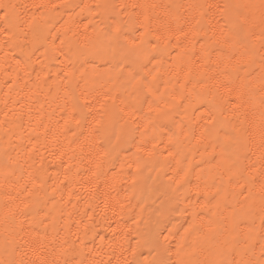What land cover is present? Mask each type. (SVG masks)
Returning a JSON list of instances; mask_svg holds the SVG:
<instances>
[{"label":"bare ground","instance_id":"6f19581e","mask_svg":"<svg viewBox=\"0 0 264 264\" xmlns=\"http://www.w3.org/2000/svg\"><path fill=\"white\" fill-rule=\"evenodd\" d=\"M40 2L41 0H5V3L15 5L12 11L19 21L24 20L26 24L30 23L37 28L42 25L43 20L40 9L33 5ZM50 2L57 8L60 7L61 0ZM77 2L80 3L81 0ZM83 2L93 4L94 0ZM113 2L119 5L130 0ZM137 2L147 6L155 5L145 10L166 21L177 15L190 16L192 10L188 6L196 2L202 3L204 0ZM210 2L220 5H259L260 0ZM117 11L122 9L117 8ZM240 11L251 15L250 23L259 33V9L242 8ZM85 17L87 13L78 20H84L86 23ZM69 18L70 14L65 13L64 20L69 21ZM56 43L58 44L59 40ZM187 47L191 48L189 42ZM178 50L183 51L173 49V58ZM47 55L44 48H40L35 54L29 49H0V57L4 58V66L0 68V121H7L6 124L0 125V184L3 185L0 187V219L12 216L14 212H21L25 205L30 210L26 215H16L7 228L0 224V246L3 245L5 237L9 240L15 239L24 246L23 251L16 256L17 261L23 259L26 262L31 261L32 264H40V259H43L63 264L66 252L60 250V241L66 240L71 244L75 240L80 250L77 259L84 258L87 264H92L93 261H100L102 264H109V261L111 264H123L128 261L131 264L133 260L139 261L140 264L145 260H163L167 264H180L181 261L185 264H204L205 261L213 259L230 261L233 259V250L235 259L239 260L247 249L259 242L260 237L264 236V199L259 186L252 187L250 192L240 195L241 188L229 182L231 174L228 168L235 159L234 150H225V138L222 133L216 131L205 132L204 138L199 142L191 137L181 136L173 146H169L165 137L157 143L158 158L145 164L141 176L133 177L119 173L112 176L109 181L112 196L121 203L133 194L143 196L146 201L143 204L144 210L141 212L137 207L132 218L127 214L113 216V213L108 211L106 214L113 218L105 221L101 214V205L96 213H92L95 227L88 226L86 229L88 218L81 220L76 213L78 210L82 212L85 203L89 201V195L84 193L82 184L87 186L84 182L89 178L90 165L86 157L80 158L84 155L81 149L90 143L88 129L77 127L74 123L71 130L65 126L64 121L72 109V100L67 95L69 86L60 87L56 80L48 77L47 72L39 73L40 64ZM60 59L62 57L50 63L63 67ZM29 60V69L17 70L24 67L23 62L18 66V61ZM184 62L192 69L194 76L203 71L193 56L184 57ZM169 63L171 64V61ZM94 68V65L87 67L91 76L87 83L73 81L71 87L76 88L78 85L79 91L89 86L98 87L103 83V80L96 81ZM85 70L82 68L80 72ZM259 89L260 81L257 75L251 79L248 89L255 104L243 109L248 113L249 119L246 120L243 115L240 117L244 126L251 123L253 127V143L249 147L257 154L260 125L257 103ZM100 101L103 102V95L100 96ZM5 112L8 113L7 117ZM93 112L95 118L99 119V114L103 112L100 103H96ZM89 122L94 123L91 117ZM226 127L231 129L232 125ZM77 137L79 142L75 143ZM169 151L173 153L172 156L168 155ZM74 153L75 157L69 159ZM67 165L72 166V171L68 173L69 178L65 179ZM36 173L46 180V184L42 185L41 180L35 179ZM181 178L183 187L175 191L178 185L174 182ZM153 207L159 208V213L153 212ZM172 208L177 211L170 212ZM138 217L141 218L139 227L134 223ZM41 220L43 224L40 223ZM161 220H171L168 224L169 232L164 235L178 232V235H169L168 244L164 242L163 235L157 241V223ZM37 241L42 247L38 249L37 255H34L33 244ZM185 244L190 246L181 251V246ZM67 251H71V248H67ZM259 251V247H256L253 256L258 257Z\"/></svg>","mask_w":264,"mask_h":264},{"label":"snow or ice","instance_id":"6c2138e0","mask_svg":"<svg viewBox=\"0 0 264 264\" xmlns=\"http://www.w3.org/2000/svg\"><path fill=\"white\" fill-rule=\"evenodd\" d=\"M76 6L81 9L82 15L84 11L90 14L85 17L86 23L84 20L75 21L78 27H83L85 34L89 28L96 27L104 33L106 47L112 53L108 63L112 65L118 90L115 95L111 90L105 92L103 102L100 101V97L80 96L78 98L80 103L73 106L68 113L64 121L65 126L69 130L73 123L80 127L89 123L91 117L96 127H100L101 121L95 118L93 112L96 103H100L102 109L111 106L118 111L120 120L124 122L125 139H132L137 145V150L146 152L149 157L155 154L157 147L155 139L151 141V148L140 146L142 137L149 130L153 133V137H166L169 145H174L181 136L191 137L199 142L204 138L205 132L222 133L225 138V150H234L235 156L228 168L231 174L229 182L241 188L240 195L250 192L252 187L259 186L264 199V0H260L259 5H220L204 0L202 3L196 2L188 6L192 10L190 16L177 15L172 20L166 21L145 10L155 5L147 6L138 3L137 0L119 5L113 0H94L93 4H86L81 0ZM33 7L40 8L43 5L35 4ZM52 7L57 8L56 5ZM14 8L15 5L0 0V37L3 38L4 47H15L12 41L19 18L14 15L12 11ZM117 8L122 11H117ZM242 8L259 9L261 21L259 33L250 23L251 15L240 11ZM57 40H59L58 44ZM182 41L191 44L195 62L203 69L198 75L194 76L192 69L187 67L181 51H177L178 69L173 66L176 61H171L170 64L165 58L166 54L171 56L173 49L183 48ZM64 43V35L58 33L45 40L43 44L37 41L34 49L39 51L40 47H43L51 61H58L59 55H66ZM113 61L115 64L112 63ZM21 62L24 64V70L31 66L29 61H18V66ZM61 71L63 81H69L74 75L72 68ZM43 72L44 69L41 67L39 73ZM257 75L260 81L258 154L249 147L253 143L251 123L244 126V121L240 120L241 115L246 120L249 119L248 113L243 109L255 104L248 89L251 79ZM194 80L203 89L202 91L192 88ZM78 87V85L76 88L69 87L67 95L75 96ZM4 115L7 117L8 113L5 112ZM6 123L7 121H0V125ZM226 125H232L231 129ZM74 142L78 143L79 137ZM101 151L105 150L101 148ZM168 155L172 156L173 153L169 151ZM69 172L71 165L66 166V177ZM88 172L89 178L84 182L87 186L82 184L83 191L89 195V198H96L99 187L91 178L92 169L89 168ZM182 180L183 178L174 182L178 185L175 191L183 187ZM28 211L30 210L25 205L24 210L19 213L14 212L12 216L15 219L16 215H26ZM108 211L109 205L105 201L103 212L106 214ZM175 211L176 208L170 209V212ZM170 223L171 220L158 221L157 241L163 235L164 242L168 244L169 235H178V232L164 235L169 232ZM85 227L87 229L88 225ZM84 235L87 236V230ZM188 246L190 245H182L180 250ZM40 247L42 245L38 241L34 242V255H37ZM256 247L260 250L258 257L253 256ZM79 251L75 246L71 251H66L64 264H77ZM165 251H168L167 247ZM10 264H14V261ZM40 264H47V261L40 259ZM80 264H87V261H80ZM96 264L102 262L97 261ZM143 264H167V262L145 260ZM180 264L185 262L181 261ZM204 264H229V262L224 259H213L205 261ZM230 264H264V236L260 237L257 244L247 249L239 260L235 259V250H233Z\"/></svg>","mask_w":264,"mask_h":264},{"label":"clouds","instance_id":"9594fccd","mask_svg":"<svg viewBox=\"0 0 264 264\" xmlns=\"http://www.w3.org/2000/svg\"><path fill=\"white\" fill-rule=\"evenodd\" d=\"M77 4H79L77 0H61L60 7L54 8L52 7L50 0H41L38 5H43V7L39 8L43 20L42 25L37 28L35 25L30 23L26 24L24 20H20L15 32V37L12 41V45H14L15 48H20L21 50L29 49L32 54H35L38 52L34 49V44L37 41H39L40 44H43L45 40L54 37L55 33L61 32L64 35V53H66V55H59V57H62V59H60V64L63 65V67H58L57 65L50 63L51 60L47 56L44 57V62L40 64V68L43 67L44 72H47L48 77L56 80L60 87H64L65 85L71 87L73 81H83L87 83L91 78L87 67L88 65L95 66V79L97 82L103 80V83H100L98 87L89 86L80 89L79 91L77 90L75 96H69L72 100V107L77 106L80 103L78 98L82 95H88L90 98H94L104 95V93L109 90L115 95L118 90L116 88L112 65L108 63L112 57V53L106 47L104 33L99 27L89 28L86 34L81 31V27H78L77 23H75V21H79L78 18L82 16L81 9L76 6ZM77 9H79V11H77ZM65 13L70 14L69 21L64 20ZM85 13H87V16L90 15L87 11H84L83 15ZM93 22L95 23V18L93 19ZM181 43L183 44V48H181L183 51L181 52L184 54V57L193 56L191 48L187 47L188 41H182ZM3 48V39L0 38V49ZM165 58L169 61H176L177 63L173 66L177 69L179 68V57L177 55L173 58L172 55L168 56L166 54ZM3 59V57H0V68H3L4 66ZM112 63L115 64V61ZM29 65H31V60H29ZM30 67L31 66H28L26 70ZM68 68H72L74 71L73 77L69 78L70 83L69 81H63L61 75V70ZM82 68L86 70L81 73L80 69ZM17 70L26 71L24 70V67L18 68ZM49 73H51V76H49ZM47 82L48 81L46 80L45 83ZM192 88L197 91L203 90L196 84L195 80L193 81ZM99 117L100 118L97 120L101 121L100 127H96L94 123L90 122L80 126V128L88 129V135L90 138V143L81 149L84 155L80 158L84 159L86 157L93 173L91 178L99 187V192L96 198H89V201L85 203L82 212L78 210L76 214L80 216L81 220L87 217V224L92 228L95 227L92 213H96L97 209L101 208V205H103L105 201H107L109 211L113 213V216L127 214L129 218H132V216H135L134 209L137 207L143 212V204L146 202L143 196L133 194L127 198L124 203H121L119 199L112 196L109 181L116 173L139 177L143 174L145 164L151 159L158 158L156 149L155 154L149 157L146 152L137 150V145L132 139H125V125L124 122L120 120L119 113L115 108H112L111 106L106 107L103 109V112L99 114ZM153 139H155L156 143H160L163 140V137H153V133L149 130L142 137L140 146L149 148ZM101 148L105 151L102 152ZM125 153H128V155H124ZM74 157L75 153L73 156L69 157V159H73ZM68 178L69 176H65V179ZM35 179L41 180L42 185L46 184V180L42 178L39 173H36ZM2 186L3 185L0 184V187ZM133 187H135V182ZM121 205L123 207H121ZM152 211L159 213L160 209L153 207ZM85 213H87V215H85ZM101 214L105 221H110L113 218L105 214L103 210ZM140 219L141 218L138 217L134 220V223H136L138 227L140 226ZM12 221H14L13 216H5L3 219H0V224H4L7 228ZM40 223L43 224V221L41 220ZM145 223H147V221H145ZM139 235L142 236L143 234L139 233ZM73 246L77 247L75 240H73L71 244H68L66 240L60 241V250L62 252H66L67 248H72ZM23 247L24 246L21 242L15 239L9 240L5 237L3 245L0 246V264H10V262L13 261L14 264H32L31 261L26 262L23 259L17 261L16 256L23 251ZM24 254L26 255V253ZM80 261H86V259L81 258L77 260V264H80ZM96 262L97 261H93L92 264H96ZM228 262L230 264L231 260ZM47 264H57V262L52 260L47 261ZM118 264H120V262H118ZM123 264H129V262L124 261ZM131 264H140V262L133 260L131 261Z\"/></svg>","mask_w":264,"mask_h":264}]
</instances>
